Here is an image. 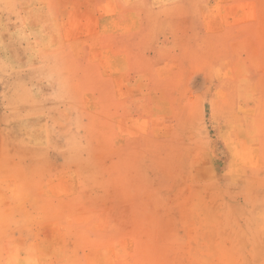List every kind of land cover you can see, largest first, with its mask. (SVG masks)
<instances>
[{
	"label": "rangeland",
	"instance_id": "374dc122",
	"mask_svg": "<svg viewBox=\"0 0 264 264\" xmlns=\"http://www.w3.org/2000/svg\"><path fill=\"white\" fill-rule=\"evenodd\" d=\"M0 264H264V0H0Z\"/></svg>",
	"mask_w": 264,
	"mask_h": 264
}]
</instances>
